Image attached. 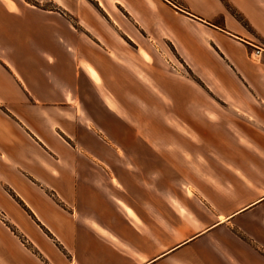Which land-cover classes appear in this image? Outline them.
Segmentation results:
<instances>
[{
  "label": "crops",
  "instance_id": "crops-1",
  "mask_svg": "<svg viewBox=\"0 0 264 264\" xmlns=\"http://www.w3.org/2000/svg\"><path fill=\"white\" fill-rule=\"evenodd\" d=\"M0 264H264V0H0Z\"/></svg>",
  "mask_w": 264,
  "mask_h": 264
},
{
  "label": "rangeland",
  "instance_id": "rangeland-1",
  "mask_svg": "<svg viewBox=\"0 0 264 264\" xmlns=\"http://www.w3.org/2000/svg\"><path fill=\"white\" fill-rule=\"evenodd\" d=\"M173 1V0H172ZM175 1V0H174ZM227 8L229 9V10H231V12L233 13V14H236L235 13V10L230 6V3H227ZM236 16H237V14H236ZM237 18L240 20V19H242L241 17H239V16H237ZM257 50V49H256ZM172 71V69L171 68H166V71ZM166 113H171V108H170V106L168 107H166ZM210 117V116H209ZM149 119H151V120H154L155 122H160L161 124H163V125H165V127H166V129H173V130H175L176 128H178V126H177V122H178V119L177 118H164V123H163V118H149ZM131 125H132V129L133 130H141V128L139 127V121H134L133 123H131Z\"/></svg>",
  "mask_w": 264,
  "mask_h": 264
},
{
  "label": "built area",
  "instance_id": "built-area-1",
  "mask_svg": "<svg viewBox=\"0 0 264 264\" xmlns=\"http://www.w3.org/2000/svg\"><path fill=\"white\" fill-rule=\"evenodd\" d=\"M259 50H256V54H258Z\"/></svg>",
  "mask_w": 264,
  "mask_h": 264
}]
</instances>
